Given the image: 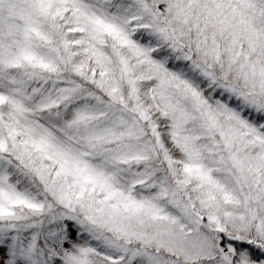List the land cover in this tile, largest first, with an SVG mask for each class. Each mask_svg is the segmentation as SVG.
<instances>
[{
  "label": "snow or ice",
  "instance_id": "6c2138e0",
  "mask_svg": "<svg viewBox=\"0 0 264 264\" xmlns=\"http://www.w3.org/2000/svg\"><path fill=\"white\" fill-rule=\"evenodd\" d=\"M0 264H264V0H0Z\"/></svg>",
  "mask_w": 264,
  "mask_h": 264
}]
</instances>
